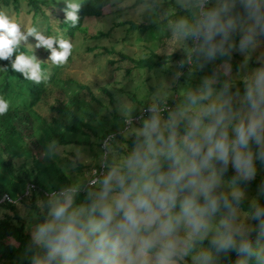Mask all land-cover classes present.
<instances>
[{
	"label": "clouds",
	"instance_id": "clouds-1",
	"mask_svg": "<svg viewBox=\"0 0 264 264\" xmlns=\"http://www.w3.org/2000/svg\"><path fill=\"white\" fill-rule=\"evenodd\" d=\"M65 2L66 19L75 25L79 4ZM244 7L255 18L259 6L246 0ZM231 13L232 4L218 0L195 25L181 21L179 30L198 39V54L211 60L240 28ZM251 32L241 36L239 50L252 42ZM27 35L51 50L53 64H63L71 53L67 40L46 38L34 27ZM25 39L15 21L0 14V59ZM11 67L35 83L48 78L33 55H15ZM7 109L0 98V115ZM148 111L131 150L104 165L106 172L50 194L46 215L32 233L37 251L31 264H217L228 251L256 255L264 264L238 218L239 185L255 176L257 162L264 167V68L242 95L229 94L227 87L217 91L204 80L166 118ZM259 192L264 194V183ZM251 215L259 220L264 209L256 207Z\"/></svg>",
	"mask_w": 264,
	"mask_h": 264
},
{
	"label": "trees",
	"instance_id": "trees-1",
	"mask_svg": "<svg viewBox=\"0 0 264 264\" xmlns=\"http://www.w3.org/2000/svg\"><path fill=\"white\" fill-rule=\"evenodd\" d=\"M21 0H0V14L3 6L11 8L19 13L22 8H26L30 14V24L24 31L26 39L20 41L17 51L6 58L0 59V98L8 101L7 111L0 115V199L6 193L13 199H18L16 204L4 201L0 203V264H31V257L37 251L32 243V230L28 220L21 214L19 205L28 208L35 217L36 224L40 223L47 212L46 202L52 193H58L61 189L71 186L72 181L68 175L59 167L50 157V145H65L67 141L63 135L54 131L48 126V121L44 118L38 107L41 104L49 105L53 119L69 132L86 135L92 132L93 122L99 121L101 110L106 108L103 94L110 97L111 103L114 100L112 93L107 86H100L99 91L95 92L94 88L86 81V76L78 75L73 72L71 65L74 61L77 49V41L81 39H90L86 37L85 22L88 18H100L106 16V9L114 7L117 3H124L128 0H76L79 4L77 11L78 20L75 25L66 19V11L57 0H23L25 6L21 5ZM229 1V0H228ZM144 2H153L148 0H136L133 6ZM232 4V15L239 17V23H244L249 18V12L245 9L246 0H230ZM252 4L258 5L256 16L260 18V25L252 32V38H264V5L260 2L251 0ZM216 6L210 0L203 7L201 0H192L191 4L169 15L170 20H174L173 28L178 32L179 24L185 21L189 25H195L202 17L203 12ZM168 23L167 19L160 21H137L134 19L118 21L116 26H126L127 33L132 31L145 33L149 32L151 38H156L159 27ZM171 25V26H172ZM34 27L46 38L51 36L53 40H67L71 45V53L63 64H53L49 59L50 51L43 46H37L38 42L31 35H27L28 28ZM112 29L99 31L97 35H92L93 39L109 37ZM185 35V34H184ZM235 41L238 42L240 33L235 32ZM184 46L180 50H174L170 53L159 54L155 50L141 58H132L123 51H116L114 48H105L104 54L117 55L118 60H128L133 63L134 67L139 69L160 68L169 63L171 60L178 61L185 70L192 65L193 61L198 59V46L200 41L195 42V38L186 35ZM53 47H56L54 42ZM100 48L99 46H97ZM228 47V44H225ZM96 47L88 46V51L92 52ZM79 52V51H78ZM102 52H98L100 55ZM33 55L40 62L42 71L47 74V80H41L40 83L26 79L20 71L13 70L12 62L15 55ZM103 54V53H102ZM237 56V55H235ZM114 57V56H113ZM200 60V59H199ZM241 58L233 61L231 55L223 52L220 54L219 62L210 65V69L202 74L207 80L211 81L212 87L221 90L227 87L229 94L234 95L244 90L235 86L231 73L240 67ZM114 58L110 60L111 64L117 62ZM230 71H224V66ZM185 75L178 79L184 80ZM203 83V82H202ZM164 105V104H163ZM166 105V104H165ZM170 108L163 114L157 112L161 117H167L168 113L175 107L169 102ZM143 104V108L148 107ZM136 111L130 117L137 115ZM152 113H146L143 118L135 123L142 126V123ZM116 112H113L114 119L118 118ZM129 118V117H128ZM126 120V117H124ZM109 131V132H108ZM101 133L99 144H103L104 139L112 135L108 145L113 150L121 153L130 151L116 145L115 140L120 139L133 144V137L126 139L123 132L118 133L114 130H108ZM125 133V132H124ZM102 150L106 153L104 165L112 163L108 157V147ZM99 170L101 169L98 167ZM255 176L240 185L250 188L254 191V198L250 199L243 195L239 205V210L244 212L251 221L252 228L246 232V238L249 240L254 253L264 257V216L259 220L253 219L251 213L256 207L264 209V194L259 192V187L264 183V167L256 163ZM106 167L103 171L106 172ZM232 171L229 169L228 175ZM28 194L25 191L29 185ZM23 196L22 199L20 197ZM84 193L81 192L77 201L80 202ZM190 264V261L186 260ZM217 264H258L257 256H244L234 251H228L218 257Z\"/></svg>",
	"mask_w": 264,
	"mask_h": 264
},
{
	"label": "rangeland",
	"instance_id": "rangeland-1",
	"mask_svg": "<svg viewBox=\"0 0 264 264\" xmlns=\"http://www.w3.org/2000/svg\"><path fill=\"white\" fill-rule=\"evenodd\" d=\"M57 1L62 4L63 9L67 8L65 0ZM135 1L128 0L124 3H117L112 8H107L106 16L88 18L85 22V28L87 32L86 37L90 39L84 40L80 36L76 42L77 53L71 65L72 71L77 72L80 76L84 74L87 79L86 81L94 88L95 92H100L98 87L107 86L114 98L112 100L113 103H111L110 97L103 94L106 108L101 110L100 117H98L99 121L93 122L92 132L86 135L69 132L53 119L54 115H52L49 105L41 104L38 107L41 115L47 119L48 126L63 135L67 141L65 145L51 144L49 154L52 160L68 175L73 185H86L89 180L94 179L95 176L99 177L104 173L103 163L106 153L102 149L109 145L103 146V144L98 143L102 132L114 130L118 133L123 132L126 139L133 137L141 127L133 124L125 130L124 117L127 119L136 111H141L143 104L161 106L171 102L176 107L184 99L186 93L196 90L202 85L204 80H207L202 73L207 72L211 64L220 60V54H217L211 60H205L202 55L198 54V59L193 61L192 65L185 70L175 60L169 61L168 64L160 68L151 70L148 68H136L128 60L117 61V55L104 54L105 48L115 47L116 51H123L132 58L137 59L146 56L152 49L159 54H163L174 50L178 51L184 46L186 35L178 33L173 28L172 24L174 20H170L169 15L188 7L192 0H148L153 2H144L133 6ZM212 1L217 5L218 0ZM254 1L264 5V0ZM202 2L203 0H201V4ZM20 3L23 6L26 4L23 0ZM25 11V7L17 13L15 10L3 6L2 14L6 15L10 20L15 21L21 33L24 34L31 21L30 14ZM128 19L137 21L147 20L149 22L167 19L168 23L159 27L156 38L153 39L150 37L148 31L145 33H138L136 31L127 33L126 26L115 25L118 21ZM260 22V18L251 17L244 23H239L240 28L237 30L240 33L239 41H235V33H233L229 38V42H227V44L231 43L232 47L224 46V52L230 54L233 61L243 58L239 69L231 73L232 79L236 82L235 86L238 89L244 90L245 84L256 70L264 68V38H252V42L242 51L238 47L241 36L249 29L254 32L260 25ZM109 29H112L109 37L101 39L91 38L92 35H97L99 31L107 32ZM240 29H243V31ZM88 46L96 47V50L89 52ZM98 52H102L103 54L98 55ZM112 58L117 61L115 64L110 63ZM227 66V64L224 66L225 72L227 70L230 71ZM183 74L186 78L179 80L178 78ZM243 92L237 93L242 95ZM113 112H116L120 116L114 119ZM115 143L125 150L127 148L131 150L132 146L128 142L116 139ZM108 148V157L112 162L118 160L123 154L113 150L112 146ZM98 167L101 169L99 170ZM256 172L258 173L257 168ZM239 187L244 196L250 199L254 198V191L252 189L241 185ZM77 203L79 202L77 201ZM19 208L21 214L28 220L30 229L33 232L37 225L35 217L28 208L22 205H19ZM238 218L246 232L252 228L250 218L239 209Z\"/></svg>",
	"mask_w": 264,
	"mask_h": 264
},
{
	"label": "built area",
	"instance_id": "built-area-1",
	"mask_svg": "<svg viewBox=\"0 0 264 264\" xmlns=\"http://www.w3.org/2000/svg\"><path fill=\"white\" fill-rule=\"evenodd\" d=\"M210 0H203L202 2V7L207 3L209 2ZM195 42H198V39L195 38ZM149 108H152L154 109L156 112H159L161 114H163L166 110H168L170 107L168 105H161V106H148L146 108H142V110L137 114V115H134L132 117H129L125 120V130H127L128 128H130L133 124L139 122L143 116L146 115V113H148V109ZM112 139V135H109L107 136L104 141H103V146H105L106 144L108 145V143L110 142V140ZM95 178H97V176H95ZM94 178V179H95ZM28 193V191H27ZM2 201H7V202H14V200L8 195V194H5L2 198Z\"/></svg>",
	"mask_w": 264,
	"mask_h": 264
}]
</instances>
